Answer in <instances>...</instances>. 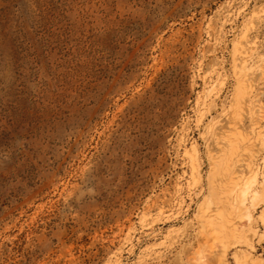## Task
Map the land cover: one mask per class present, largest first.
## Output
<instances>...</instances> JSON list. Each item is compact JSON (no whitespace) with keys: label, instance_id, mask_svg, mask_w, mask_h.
<instances>
[{"label":"rangeland","instance_id":"1","mask_svg":"<svg viewBox=\"0 0 264 264\" xmlns=\"http://www.w3.org/2000/svg\"><path fill=\"white\" fill-rule=\"evenodd\" d=\"M0 264H264V0H0Z\"/></svg>","mask_w":264,"mask_h":264}]
</instances>
